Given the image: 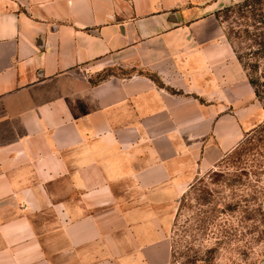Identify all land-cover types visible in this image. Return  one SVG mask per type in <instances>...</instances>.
Masks as SVG:
<instances>
[{"label": "crops", "instance_id": "0c3cea01", "mask_svg": "<svg viewBox=\"0 0 264 264\" xmlns=\"http://www.w3.org/2000/svg\"><path fill=\"white\" fill-rule=\"evenodd\" d=\"M238 1L0 0V264H172L181 198L264 119Z\"/></svg>", "mask_w": 264, "mask_h": 264}, {"label": "rangeland", "instance_id": "374dc122", "mask_svg": "<svg viewBox=\"0 0 264 264\" xmlns=\"http://www.w3.org/2000/svg\"><path fill=\"white\" fill-rule=\"evenodd\" d=\"M222 21L228 31L232 18ZM127 64L115 61L94 80L138 73ZM171 242L172 264L264 263V119L181 198Z\"/></svg>", "mask_w": 264, "mask_h": 264}, {"label": "trees", "instance_id": "16d2710c", "mask_svg": "<svg viewBox=\"0 0 264 264\" xmlns=\"http://www.w3.org/2000/svg\"><path fill=\"white\" fill-rule=\"evenodd\" d=\"M216 17L222 25L223 19L227 22L232 18L233 23L226 30L228 41L264 110V0H245L228 6ZM151 78L162 86L157 76L151 75ZM171 92L178 93L175 90Z\"/></svg>", "mask_w": 264, "mask_h": 264}, {"label": "water", "instance_id": "95a60500", "mask_svg": "<svg viewBox=\"0 0 264 264\" xmlns=\"http://www.w3.org/2000/svg\"><path fill=\"white\" fill-rule=\"evenodd\" d=\"M264 264V263H263Z\"/></svg>", "mask_w": 264, "mask_h": 264}]
</instances>
